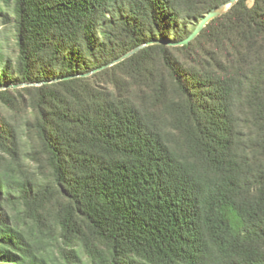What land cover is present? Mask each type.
I'll list each match as a JSON object with an SVG mask.
<instances>
[{"label":"trees","instance_id":"trees-1","mask_svg":"<svg viewBox=\"0 0 264 264\" xmlns=\"http://www.w3.org/2000/svg\"><path fill=\"white\" fill-rule=\"evenodd\" d=\"M225 1L0 0V264H264V0L173 44Z\"/></svg>","mask_w":264,"mask_h":264},{"label":"water","instance_id":"water-1","mask_svg":"<svg viewBox=\"0 0 264 264\" xmlns=\"http://www.w3.org/2000/svg\"><path fill=\"white\" fill-rule=\"evenodd\" d=\"M238 0H227L225 1L224 3L216 6L215 8H213L212 10H210L203 18L202 20L199 22V24L197 25V27L195 28V30L184 40L182 41H179L177 43H173L175 45L177 44H186L188 43L189 41H191L192 39H194L201 31L202 29L206 26V24L211 21L212 19H214L215 17L227 12ZM152 43V42H151ZM146 44H142L138 47H135L133 48L132 50L128 51L127 53L123 54L121 57L115 59L114 61L106 64L105 66L107 65H111V64H114L128 56H130L132 53L138 51L141 47L145 46ZM98 69H101V67L95 69V70H98ZM94 70V71H95ZM89 74V73H88ZM20 85V84H19Z\"/></svg>","mask_w":264,"mask_h":264},{"label":"rangeland","instance_id":"rangeland-1","mask_svg":"<svg viewBox=\"0 0 264 264\" xmlns=\"http://www.w3.org/2000/svg\"><path fill=\"white\" fill-rule=\"evenodd\" d=\"M0 28H1L3 31H5L3 26H1ZM6 33H7V32H5V33L2 35V37H7V36H6ZM9 33H10V30H9ZM4 41H5V40H4ZM13 44H14V42L11 43V46H12ZM5 45H7V43H5ZM7 47H8V46H6V48H7ZM6 48H5V49H6Z\"/></svg>","mask_w":264,"mask_h":264}]
</instances>
